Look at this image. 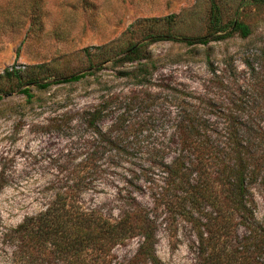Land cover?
Returning <instances> with one entry per match:
<instances>
[{
	"label": "rangeland",
	"instance_id": "1",
	"mask_svg": "<svg viewBox=\"0 0 264 264\" xmlns=\"http://www.w3.org/2000/svg\"><path fill=\"white\" fill-rule=\"evenodd\" d=\"M214 2L224 24L237 18L249 35L191 45L151 41L153 34H205L210 0H0V73L23 70L0 78V264H23L3 233L76 182L71 177L84 166L94 170L75 198L110 222L142 210L152 220L158 264H264V0ZM133 44L141 46L136 59L122 61ZM140 67L144 75L135 77ZM77 73L76 81L53 82ZM34 79L51 83L26 84ZM95 110L90 124L86 113ZM188 112L219 142L228 118L237 117L253 161L247 167L260 169L249 182L247 209L232 219L224 209L211 221L205 261L183 203L157 198L160 162L181 150L177 122ZM141 240L136 233L104 252L90 248L75 263L53 253L32 264H149Z\"/></svg>",
	"mask_w": 264,
	"mask_h": 264
},
{
	"label": "trees",
	"instance_id": "2",
	"mask_svg": "<svg viewBox=\"0 0 264 264\" xmlns=\"http://www.w3.org/2000/svg\"><path fill=\"white\" fill-rule=\"evenodd\" d=\"M228 27H231V30L225 32ZM235 31L245 37L249 35L250 28L237 18L224 24L218 4L210 0L205 34L198 36L153 34L150 37L151 41L177 40L191 45L222 39ZM140 47V44L131 45L121 60L136 59ZM143 69L138 68L133 75L135 77L144 75ZM21 71L23 70L14 66L11 69L5 68L0 73V78L20 76ZM81 77V73L71 74L56 78L53 82L76 81ZM29 83H34L39 88H46L51 82L34 79L26 82ZM21 91L31 96L28 87ZM235 101L240 103V94ZM99 113V110L86 113L90 118V124L96 121ZM238 121L235 116L228 118L226 127L228 136L225 137V141L219 142L211 140L210 135L202 130L204 123L200 118L193 112H188L177 122L180 134L176 136V142L181 150L170 162H160L164 175L163 186L157 193V198L170 204L172 199L178 198L183 203L182 211L180 207L177 208L181 213H187L193 220L198 248L204 261L208 257L211 221L219 220L224 209L229 211L226 218L232 219L230 214L235 217L240 216L247 209L245 196L249 182L256 177V173L260 172V169L256 170L255 167L252 169L247 167L253 161L250 158L251 154L245 150V144L241 142V124ZM98 134L102 135L101 132ZM150 150L157 154L160 147L151 145ZM189 156L193 158L190 159ZM92 167H81V174L77 171L74 173L76 175L71 177V180L77 179L76 182L73 181L72 184L55 190L51 198L45 200L42 208L25 216L17 226L3 233V243L11 242L13 246L11 252L14 261L23 264H32L35 261L49 262L55 253L60 261L69 260L75 263L90 248L95 247L104 252L137 233L142 238L139 248L144 254V260L149 264H158L154 254L155 238L152 220L146 218L142 210H129L119 220L110 222L102 218L96 209L82 205L75 198L87 173L94 170ZM191 174L196 178L191 180ZM213 211L215 215H212Z\"/></svg>",
	"mask_w": 264,
	"mask_h": 264
},
{
	"label": "built area",
	"instance_id": "3",
	"mask_svg": "<svg viewBox=\"0 0 264 264\" xmlns=\"http://www.w3.org/2000/svg\"><path fill=\"white\" fill-rule=\"evenodd\" d=\"M14 67L17 68V69H20L21 66H14ZM11 68H12V67H10V69H11Z\"/></svg>",
	"mask_w": 264,
	"mask_h": 264
}]
</instances>
